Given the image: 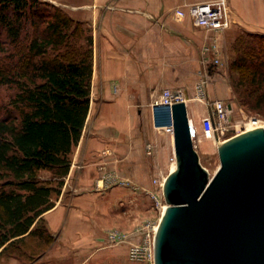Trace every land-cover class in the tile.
I'll use <instances>...</instances> for the list:
<instances>
[{"label": "crops", "instance_id": "obj_1", "mask_svg": "<svg viewBox=\"0 0 264 264\" xmlns=\"http://www.w3.org/2000/svg\"><path fill=\"white\" fill-rule=\"evenodd\" d=\"M51 1L91 26L93 78L69 172L43 214L55 241L39 261L84 264L99 253L106 255L101 264H123L128 245L109 244L107 232L124 230L138 240L145 222V192L133 184L152 178L154 162L145 150L151 105L162 89L179 87L189 108L202 46L216 39L222 47L237 33L264 34V0H226L231 25L224 30L204 29L189 13L196 3L216 0ZM178 8L186 15L178 17ZM207 112L193 116L199 131Z\"/></svg>", "mask_w": 264, "mask_h": 264}, {"label": "trees", "instance_id": "obj_2", "mask_svg": "<svg viewBox=\"0 0 264 264\" xmlns=\"http://www.w3.org/2000/svg\"><path fill=\"white\" fill-rule=\"evenodd\" d=\"M39 2L0 0V21L14 41H19ZM53 7L44 31L33 37L22 53L24 67L0 70L2 82L19 87L11 100L18 114L0 117V257L24 246L29 236H43L41 226L46 241H51L53 234L43 214L55 205L54 195L69 172L73 147L81 138L90 110L93 37H87L82 53L71 50V37L80 22L73 25L70 16ZM245 35L248 38L241 39L258 41L251 45L252 54L262 49L264 34ZM61 46L67 50L62 51ZM50 48L60 51L51 57ZM251 71L254 76L257 70ZM261 72L264 77V70ZM45 169L53 171L57 184L41 179L39 172Z\"/></svg>", "mask_w": 264, "mask_h": 264}, {"label": "water", "instance_id": "obj_3", "mask_svg": "<svg viewBox=\"0 0 264 264\" xmlns=\"http://www.w3.org/2000/svg\"><path fill=\"white\" fill-rule=\"evenodd\" d=\"M176 167L155 235L156 264H264V126L219 142L213 176L201 163L184 101L171 107Z\"/></svg>", "mask_w": 264, "mask_h": 264}, {"label": "rangeland", "instance_id": "obj_4", "mask_svg": "<svg viewBox=\"0 0 264 264\" xmlns=\"http://www.w3.org/2000/svg\"><path fill=\"white\" fill-rule=\"evenodd\" d=\"M40 2L35 4L33 16H30L26 21L25 29L22 31L19 41H14L6 32L5 27L0 21V70L19 66L24 67V59L22 53L25 52L29 41L35 37L39 32L44 31L46 26V20L50 19V16L54 13L55 8L58 7L63 15L70 16L73 19V25L80 22V28L77 33L71 37L70 49L80 51L82 53L83 48L87 46V37L92 35V28L85 22L77 20L71 14V11L62 4H57L51 0H39ZM93 37V35H92ZM246 38L245 32L237 33L235 38L230 40L224 46L218 47L219 57L221 63L219 66L212 70L207 85V98L208 100H190L189 112L191 116H195L197 113L206 111L211 102L221 100L232 106L233 111L228 118L226 125L229 130L226 132L224 139L229 138L244 130H248L253 122L258 125H264V77L260 73L264 70V38L260 41L261 50L256 49V52L252 54L250 48L255 42L253 40H244ZM248 38V37H247ZM252 41L249 45L246 42ZM61 50L65 51L67 48L61 46ZM60 50L49 49L48 56H55ZM243 52L244 54L243 56ZM240 56H243L240 58ZM240 58V60H239ZM20 69H18L19 71ZM251 70H257L253 76ZM19 87L16 83H4L0 78V117H6L7 115H17L18 110L11 104V100L18 93ZM195 87L194 95L195 98ZM188 96V95H187ZM263 97V98H262ZM151 116L149 120V127L151 132L150 141L156 146V155L153 158L154 166L152 169V178L145 184L134 183V187H138L145 192V224H153L157 222L161 217V212L157 207L156 201L153 198L151 192L155 189L153 182L154 177L159 173H163V177L168 175L172 170L171 156L174 153V139L171 129V115L168 109L163 107H157L151 105ZM145 106H143V110ZM145 121V110L143 115ZM196 149L200 154L201 163L209 170L211 176L220 167V157L218 153V143L216 136L205 130L197 132L196 135ZM149 141V140H148ZM147 154V152H146ZM42 180L52 181L57 184V180L53 171L45 169L39 172ZM2 182H0L1 184ZM57 194L54 195V197ZM141 226L139 229H141ZM40 232L43 236L37 234L29 236L26 239L24 246L10 249L4 255L0 257V264H42L40 257L44 254L54 243L55 237L51 238L50 242H47V238L44 235L45 228L41 226ZM113 230V229H109ZM109 232V231H108ZM107 232V239H108ZM139 233V232H137ZM109 244H111L108 241ZM122 245V244H121ZM126 245V244H125ZM127 259L123 264H146L144 262L133 261L128 256L127 247ZM97 253L93 258L86 261L84 264H101L106 255ZM44 264V263H43Z\"/></svg>", "mask_w": 264, "mask_h": 264}, {"label": "built area", "instance_id": "obj_5", "mask_svg": "<svg viewBox=\"0 0 264 264\" xmlns=\"http://www.w3.org/2000/svg\"><path fill=\"white\" fill-rule=\"evenodd\" d=\"M178 17H183L186 15V11L183 9H176L175 11ZM189 13L194 19L196 25L207 29V30H224L231 25V20L228 15V8L226 0H216L212 2L196 3L192 5L189 9ZM218 42L216 39L205 43L201 48V65L198 70V77L195 83V99L200 101H207V85L209 82V77L213 67H217L221 63V58L218 53ZM184 101L188 106L187 93L182 88H172L166 87L162 89L158 98L154 101V105L157 107H163L170 111L173 103ZM208 107V112L202 118V128L206 132L212 133L216 136V141L222 142L226 140L224 136L229 130L226 125L230 114L233 111L231 105L225 103L224 101L217 100L211 102ZM189 112V108H188ZM172 120V117H171ZM189 121L192 137L194 140L195 147L196 135L198 129L196 127L193 116L189 112ZM171 129L173 133V123H171ZM145 150L149 156L154 157L156 155V146L152 141H147L145 144ZM171 166L172 170L176 166V156L175 152L171 156ZM168 175L163 177V173L159 172L153 179L155 184V189L152 190L151 194L156 201L157 207L163 214L167 207V202L163 193V186ZM130 183L131 181H123ZM160 219L153 224H145L141 226L139 231V239L132 240L133 236L131 233L113 229L108 232V241L111 244H127L128 245V256L133 261L144 262L146 264H156L155 263V235L158 228Z\"/></svg>", "mask_w": 264, "mask_h": 264}, {"label": "bare ground", "instance_id": "obj_6", "mask_svg": "<svg viewBox=\"0 0 264 264\" xmlns=\"http://www.w3.org/2000/svg\"><path fill=\"white\" fill-rule=\"evenodd\" d=\"M263 126H264V125H258V124H256V122H253V125L250 126L248 130L255 129V128H257V127H263ZM175 167H176V166H174L173 169H175ZM208 171H209V170H208ZM209 173H210V172H209ZM210 176H211V174H210ZM212 176H213V175H212Z\"/></svg>", "mask_w": 264, "mask_h": 264}]
</instances>
